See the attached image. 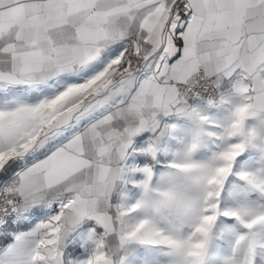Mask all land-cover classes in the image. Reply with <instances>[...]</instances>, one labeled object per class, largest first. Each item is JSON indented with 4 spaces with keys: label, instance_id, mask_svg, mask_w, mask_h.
<instances>
[{
    "label": "snow or ice",
    "instance_id": "obj_1",
    "mask_svg": "<svg viewBox=\"0 0 264 264\" xmlns=\"http://www.w3.org/2000/svg\"><path fill=\"white\" fill-rule=\"evenodd\" d=\"M0 264H264V0H0Z\"/></svg>",
    "mask_w": 264,
    "mask_h": 264
}]
</instances>
